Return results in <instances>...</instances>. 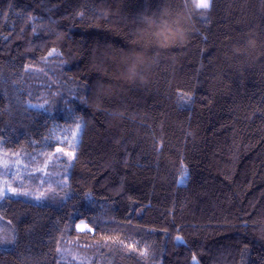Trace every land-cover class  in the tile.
I'll return each mask as SVG.
<instances>
[{
	"label": "trees",
	"instance_id": "obj_1",
	"mask_svg": "<svg viewBox=\"0 0 264 264\" xmlns=\"http://www.w3.org/2000/svg\"><path fill=\"white\" fill-rule=\"evenodd\" d=\"M6 180L0 264H264V0H0Z\"/></svg>",
	"mask_w": 264,
	"mask_h": 264
},
{
	"label": "rangeland",
	"instance_id": "obj_2",
	"mask_svg": "<svg viewBox=\"0 0 264 264\" xmlns=\"http://www.w3.org/2000/svg\"><path fill=\"white\" fill-rule=\"evenodd\" d=\"M196 2H197V0H193V3L195 6H196ZM78 125H79L78 136H79L81 126H80V124L75 123V122L71 123L69 125L63 126L62 128L59 129L58 133L55 134V138L60 143H65L66 146L68 147V150L63 149V152L61 153V156H60L62 159V162L60 163V166H61L60 168H62L63 173H64L63 177H62V181H64L66 179L67 169L70 167V161L73 159V156L71 159H69V156L66 155V153H73V155H74L73 148L70 146V144H71V141L73 139V134L77 133V126ZM77 140H78V138H77ZM77 140H76V143H77ZM59 148H64V146L59 147ZM7 155H4L3 159L4 160L7 159V161H10L11 159L9 157H7ZM23 164H27V163L23 162ZM14 166H18L17 160L14 161ZM32 171H35V170H32Z\"/></svg>",
	"mask_w": 264,
	"mask_h": 264
},
{
	"label": "snow or ice",
	"instance_id": "obj_3",
	"mask_svg": "<svg viewBox=\"0 0 264 264\" xmlns=\"http://www.w3.org/2000/svg\"><path fill=\"white\" fill-rule=\"evenodd\" d=\"M211 7V0H197L196 2V8L197 9H204V10H207ZM78 131H79V125L77 126V133H74L73 134V139L71 141V144L70 146L72 148H75V145H76V140L78 138ZM56 152L59 154V153H62L63 152V148H57L56 149ZM7 155V154H5ZM66 155L69 156V159L72 158L73 156V153H66ZM17 164H19V160H17ZM4 167L7 168L8 167V161L7 159L4 160ZM11 193L12 195H25L27 196L29 193L27 192H19L17 191L16 188L14 187H11V185L8 183V181L6 180L4 182V186L0 187V199H4L5 198V195L6 193ZM43 196V193H41V196L40 197H37V199H40L41 197ZM79 227V226H78ZM86 227V226H85ZM89 231H91V229H88ZM177 240L179 241L180 238L178 237ZM195 259V258H194Z\"/></svg>",
	"mask_w": 264,
	"mask_h": 264
}]
</instances>
